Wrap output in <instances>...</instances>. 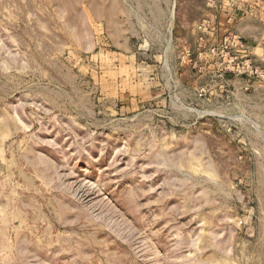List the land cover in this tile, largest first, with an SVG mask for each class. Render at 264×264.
<instances>
[{"label": "rangeland", "instance_id": "obj_1", "mask_svg": "<svg viewBox=\"0 0 264 264\" xmlns=\"http://www.w3.org/2000/svg\"><path fill=\"white\" fill-rule=\"evenodd\" d=\"M0 264H264V0H0Z\"/></svg>", "mask_w": 264, "mask_h": 264}]
</instances>
